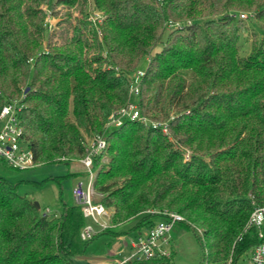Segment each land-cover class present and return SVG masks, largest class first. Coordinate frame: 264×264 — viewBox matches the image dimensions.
<instances>
[{
  "label": "trees",
  "instance_id": "obj_1",
  "mask_svg": "<svg viewBox=\"0 0 264 264\" xmlns=\"http://www.w3.org/2000/svg\"><path fill=\"white\" fill-rule=\"evenodd\" d=\"M42 4L102 19H78L52 44ZM145 57L134 101L146 122L106 130ZM11 100L33 165L69 164L85 135L105 133L93 189L114 226L147 230L170 210L183 217L174 227L196 237L199 264L248 260L259 242L245 226L251 201L264 205V0H0V109ZM17 184L0 176V264H75L98 235L124 233L109 226L83 240L79 205L48 216Z\"/></svg>",
  "mask_w": 264,
  "mask_h": 264
},
{
  "label": "rangeland",
  "instance_id": "obj_2",
  "mask_svg": "<svg viewBox=\"0 0 264 264\" xmlns=\"http://www.w3.org/2000/svg\"><path fill=\"white\" fill-rule=\"evenodd\" d=\"M45 13V22L47 23V33L52 41V44L59 43L61 40V34L64 31V27L67 26L69 33H72V26L76 24V21L81 18H91L92 20L98 18L100 13L90 8H84L80 10L78 7H67L63 5H55L54 8H49L46 4L41 5ZM243 12V11H242ZM245 19V18H244ZM252 24V20L249 21ZM252 26V25H251ZM165 34H168L173 30L172 25H166ZM100 35V33H99ZM251 36L249 33H244L242 37V44L240 47V54L246 55L250 49ZM158 46L156 50H159ZM148 62V58L145 57L141 60L139 66L133 70L129 75L128 79L136 73L137 70L143 69ZM130 86V82H129ZM139 92V91H138ZM138 95V94H137ZM137 95H133L131 98L134 101ZM129 99V89H128ZM127 104V103H126ZM172 113V112H171ZM108 118V117H107ZM154 124V126H153ZM152 127H157L159 122L152 121ZM105 126V125H104ZM115 128V127H113ZM162 133L167 134L168 130L162 129ZM93 135H85V145L90 143ZM106 139V136H105ZM185 156L187 153L184 154ZM83 157V156H82ZM82 157L80 159H82ZM80 159L71 160L69 164L66 163H47V164H32V167L27 169H13L3 162L0 161V176L6 180L18 183L16 191L20 194H26L34 202H37L39 208L46 211L48 207L49 211L46 214L50 216L52 212H60L63 208V204L72 201V187L80 181L84 187H90L93 191L92 201L98 202L99 193L93 189V180L97 174L98 168H90V173L85 170L82 166ZM106 155H102L100 158L101 162H107ZM99 161V162H100ZM93 164V163H92ZM73 170H78L73 171ZM80 170V171H79ZM91 177V178H90ZM40 183V184H37ZM106 208V207H105ZM108 219L106 221L107 227H113L111 223V217L113 214V208H106ZM170 211V210H164ZM59 215V213H56ZM183 220V219H182ZM136 222V221H135ZM134 222H127L121 224L118 229H124V233L119 238H113L111 233H103L98 235L93 240L89 241L84 249L83 257L75 259V264H97L101 260L108 258L113 264L109 253L118 254L119 250L125 249L123 252L127 254L130 251L129 241L134 236L132 229ZM105 228V229H106ZM144 229V228H143ZM142 229V230H143ZM114 231L117 230L115 226ZM199 230V229H198ZM103 231V230H102ZM101 231V232H102ZM200 232V230H199ZM100 233V232H99ZM98 234V233H97ZM170 237L172 243L170 246L171 256L169 259L170 264H199L201 249L196 237L193 233L186 228L173 227L170 231ZM134 239V238H133ZM120 259L121 257H115ZM132 264H154V263H132ZM236 264H247V258H240Z\"/></svg>",
  "mask_w": 264,
  "mask_h": 264
},
{
  "label": "built area",
  "instance_id": "obj_3",
  "mask_svg": "<svg viewBox=\"0 0 264 264\" xmlns=\"http://www.w3.org/2000/svg\"><path fill=\"white\" fill-rule=\"evenodd\" d=\"M235 15L241 19L246 18V15L242 12L233 14V16ZM143 73V69L137 70L130 78L128 102L125 106L109 114L104 126L106 130L120 126L125 120L146 122V117L139 114L137 105L131 98L133 95L138 94L139 82ZM20 110L21 105L16 100L5 103L0 109V160L13 169L23 170L32 166L33 155L22 142V128L18 120ZM105 147L106 139L103 132L94 134L90 143L85 145V153L80 162L91 177L90 168L93 159ZM92 193V189L84 187L80 181L72 187L74 202L80 206L83 216L87 219L80 230V237L83 240L91 239L107 227V210L101 202L92 201ZM251 205L252 209L245 226L246 228L256 229L259 242L252 248L247 264H264V205L256 204L254 201H251ZM47 211H49L48 208L43 214ZM163 213L164 218L157 220L154 226L147 229L143 235L139 234L131 240L129 254L123 258L115 259L114 264H124L127 261H144L161 256L168 257L171 254L172 239L170 231L174 224L182 220L183 217L173 211H164Z\"/></svg>",
  "mask_w": 264,
  "mask_h": 264
},
{
  "label": "crops",
  "instance_id": "obj_4",
  "mask_svg": "<svg viewBox=\"0 0 264 264\" xmlns=\"http://www.w3.org/2000/svg\"><path fill=\"white\" fill-rule=\"evenodd\" d=\"M1 161V160H0ZM2 162V161H1ZM73 171H77L78 172V170H73ZM80 171V170H79ZM71 193H72V191H71ZM72 204H75V202H74V199H73V196H72V201L71 202H67V205H72ZM48 208V207H47ZM62 210V209H61ZM61 212V211H60ZM60 212H56V213H60ZM52 213H55V212H52ZM132 222H134V224H135V221H131V223ZM134 224H132V227L134 226ZM121 225V224H120ZM120 225H116V227H117V230H115V231H117V232H124V229H118V227L120 226ZM113 229H115V226L113 225V227H112V230ZM145 231H146V229H143V230H135L134 232V236H132V238L130 239V241H129V248L131 247L130 246V242H131V240H133V238L135 239L136 238V236H138L139 234H141V235H143L144 233H145ZM119 237H121V235H117V236H113V238L115 239V238H119ZM130 250H131V248H130ZM125 251V249H123V250H119V252H118V254H112V253H109V257L111 258V261L113 262V264H114V260L116 259L115 257H121V258H123V257H125V256H127L128 254H129V252L130 251H128V253L127 254H124L123 252ZM110 262V260L108 259V258H106V259H104L103 258V260H101L100 262H97V264H108Z\"/></svg>",
  "mask_w": 264,
  "mask_h": 264
},
{
  "label": "water",
  "instance_id": "obj_5",
  "mask_svg": "<svg viewBox=\"0 0 264 264\" xmlns=\"http://www.w3.org/2000/svg\"><path fill=\"white\" fill-rule=\"evenodd\" d=\"M35 204H36V205H38V203H37V202H35ZM78 257H83V256H81V255H80V256H78Z\"/></svg>",
  "mask_w": 264,
  "mask_h": 264
}]
</instances>
